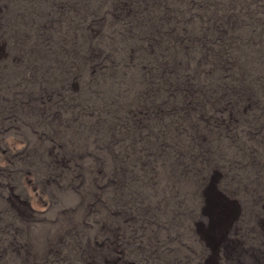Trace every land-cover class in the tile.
<instances>
[{"label":"rangeland","instance_id":"rangeland-1","mask_svg":"<svg viewBox=\"0 0 264 264\" xmlns=\"http://www.w3.org/2000/svg\"><path fill=\"white\" fill-rule=\"evenodd\" d=\"M0 264H264V0H0Z\"/></svg>","mask_w":264,"mask_h":264}]
</instances>
